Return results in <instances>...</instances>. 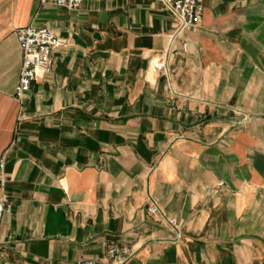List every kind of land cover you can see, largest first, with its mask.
I'll use <instances>...</instances> for the list:
<instances>
[{"label":"crops","instance_id":"1","mask_svg":"<svg viewBox=\"0 0 264 264\" xmlns=\"http://www.w3.org/2000/svg\"><path fill=\"white\" fill-rule=\"evenodd\" d=\"M203 6L0 0V264H264V0ZM29 25L63 46L18 101Z\"/></svg>","mask_w":264,"mask_h":264},{"label":"built area","instance_id":"2","mask_svg":"<svg viewBox=\"0 0 264 264\" xmlns=\"http://www.w3.org/2000/svg\"><path fill=\"white\" fill-rule=\"evenodd\" d=\"M85 0H40V5L61 8L74 11ZM108 1V0H100ZM204 0H161L164 8L177 22V30H185L197 27L201 21ZM14 37L20 50V69L18 80L14 89V97L20 101L30 90L31 84L51 73V55L63 46V43L47 28L32 25L18 28L14 31ZM185 48V46H183ZM151 67L154 72L160 73L165 68V58L157 57L152 60ZM12 207V200L5 192L4 161L0 160V223L4 213ZM147 212L151 215L157 213V209L149 207ZM177 229L175 223H171ZM131 250L128 247H116L109 245L106 248V256L110 260L108 264H123ZM1 260V253H0ZM80 264H104L92 260H83Z\"/></svg>","mask_w":264,"mask_h":264}]
</instances>
